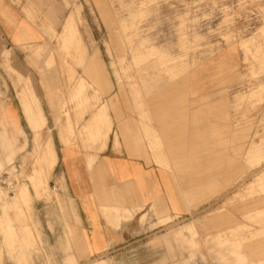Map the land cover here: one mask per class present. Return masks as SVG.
Here are the masks:
<instances>
[{"label": "rangeland", "instance_id": "rangeland-1", "mask_svg": "<svg viewBox=\"0 0 264 264\" xmlns=\"http://www.w3.org/2000/svg\"><path fill=\"white\" fill-rule=\"evenodd\" d=\"M15 2L36 26L39 38L22 45L20 53L7 45L2 50L0 84L5 92L6 80L20 82L34 74L46 80L50 100L45 87L37 89L49 124L61 132L63 142L70 137L90 149L98 139L84 126L101 109L121 115L125 111L175 110L182 96L189 98L190 107L212 112V119L196 120L198 125L210 123L209 132L165 140L191 143L190 154L182 153L181 158L194 160L196 166H168L167 156L154 162L164 163L169 174L180 175L181 204L195 210L192 221L197 226L194 230L190 224L185 230L191 239L196 238L195 244L186 241L196 249V264H264V0ZM71 10L79 11L76 37L66 38L65 48L61 35ZM81 46L90 56L98 50L110 87L105 80L94 84L79 78L83 75ZM221 61L227 76L219 72L207 94L188 90L187 78L193 68L213 62L219 69ZM1 91L0 110L5 104ZM98 116L94 122L100 131ZM23 127L28 149L21 148L23 138L16 135L11 140L13 158L0 167V177L13 186H0V212L18 218L16 213L28 207L24 194L28 189L30 243L24 258L10 256L1 243L0 264H77L56 262L54 252L60 248L51 252L44 245L46 234L58 238L60 228L66 229L62 233L71 242V207L49 177L46 163L53 162V166L56 162L50 135L48 142L42 136L32 152L33 133L24 121ZM48 132L45 125L43 133ZM145 137L148 149L156 154L161 137Z\"/></svg>", "mask_w": 264, "mask_h": 264}, {"label": "crops", "instance_id": "crops-1", "mask_svg": "<svg viewBox=\"0 0 264 264\" xmlns=\"http://www.w3.org/2000/svg\"><path fill=\"white\" fill-rule=\"evenodd\" d=\"M78 15V10H71L64 20L61 39L65 48H68L65 39L72 35L76 37L75 20ZM38 38V29L26 19L21 5L15 0H0V54L6 45L8 49L20 53L22 45L36 43ZM80 48L83 75L79 78L84 82L88 78L94 84L105 80L110 87L98 50L90 56L84 46ZM25 67L29 72L34 71L29 65ZM225 67L222 61L219 69L213 62L199 64L188 74V90L207 94L217 80L215 76L220 73L219 76H227ZM39 81L35 74L34 78L29 76L20 82L6 80V92L2 88L4 85L0 84L5 101L0 110V167L11 162L14 155L11 140L16 135L23 138L21 148L26 146L28 149L30 142L29 139L26 142L23 121L33 133L32 152L42 136L48 142L50 135L56 162L53 166L51 161L45 163L49 167L51 182L58 187L60 198L71 207L68 227L72 232L71 242L62 233L65 228H60L59 240L57 235L46 234L44 245L51 252L54 247L60 248L55 250L57 258L54 260L77 264H196V249L186 244L187 240L195 244L196 238L191 239L185 230L190 224L195 230L197 224L192 221L195 210L181 204L180 175L169 174L163 169L164 163L154 160L164 161V156H167L170 161L168 166H196V162H191L194 160L181 158L182 153L190 154L191 143L165 140L168 136L209 132L210 123L198 125L196 120L212 119V112L198 109L195 105L190 107L189 98L183 100L182 96L178 102L181 105L175 110L125 111L121 115L117 111L104 112L101 109L98 112V142L90 149L87 145L83 147L79 141L73 142L70 137L68 142H63L61 132L49 124L41 105L43 96L37 88L45 87L48 100L52 94L46 80ZM98 113L94 112L91 120ZM91 120L84 126L85 129L90 130ZM45 125L48 133H43ZM91 133L96 134L94 130ZM145 135L161 137L162 146L156 148V154L148 149ZM35 183L33 185L38 194ZM24 194L28 207L17 210L18 218H10V212H0V257L1 243L10 256L25 257L26 246L30 243L28 220L31 196L28 189ZM61 227L64 225L61 224ZM181 229L185 230L183 235L179 234ZM49 238L52 241H48ZM8 245L13 246L12 250Z\"/></svg>", "mask_w": 264, "mask_h": 264}, {"label": "bare ground", "instance_id": "bare-ground-1", "mask_svg": "<svg viewBox=\"0 0 264 264\" xmlns=\"http://www.w3.org/2000/svg\"><path fill=\"white\" fill-rule=\"evenodd\" d=\"M84 85H82V87H83ZM80 87H81V85H80ZM89 128H90V132L91 131H93L94 129L95 130H97V128H98V131H95L96 132V134L95 135H97L98 136V134L100 133L99 132V127L95 124V122H94V120H91V122L89 123ZM91 135V134H90ZM94 136V135H93ZM38 142V141H37ZM7 158L9 157V156H6ZM15 198H13L12 200H14ZM8 228H9V226H8ZM99 264H106L105 262H101V263H99Z\"/></svg>", "mask_w": 264, "mask_h": 264}, {"label": "built area", "instance_id": "built-area-1", "mask_svg": "<svg viewBox=\"0 0 264 264\" xmlns=\"http://www.w3.org/2000/svg\"><path fill=\"white\" fill-rule=\"evenodd\" d=\"M1 185H6V186H8V188H12L13 187L11 184H6V182L4 181V179L0 177V186Z\"/></svg>", "mask_w": 264, "mask_h": 264}]
</instances>
